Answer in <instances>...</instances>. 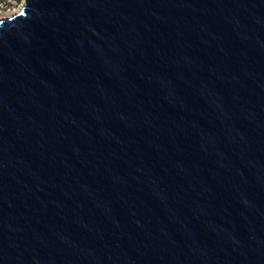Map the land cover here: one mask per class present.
I'll return each instance as SVG.
<instances>
[{"label":"water","instance_id":"95a60500","mask_svg":"<svg viewBox=\"0 0 264 264\" xmlns=\"http://www.w3.org/2000/svg\"><path fill=\"white\" fill-rule=\"evenodd\" d=\"M0 264H264V0L0 18Z\"/></svg>","mask_w":264,"mask_h":264},{"label":"rangeland","instance_id":"374dc122","mask_svg":"<svg viewBox=\"0 0 264 264\" xmlns=\"http://www.w3.org/2000/svg\"><path fill=\"white\" fill-rule=\"evenodd\" d=\"M24 0H0V16H10L17 12Z\"/></svg>","mask_w":264,"mask_h":264},{"label":"bare ground","instance_id":"6f19581e","mask_svg":"<svg viewBox=\"0 0 264 264\" xmlns=\"http://www.w3.org/2000/svg\"><path fill=\"white\" fill-rule=\"evenodd\" d=\"M4 16H0V18H3Z\"/></svg>","mask_w":264,"mask_h":264}]
</instances>
